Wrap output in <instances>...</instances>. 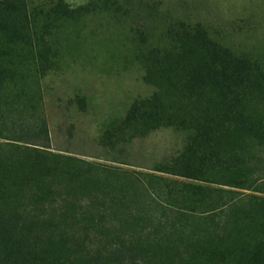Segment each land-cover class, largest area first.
I'll use <instances>...</instances> for the list:
<instances>
[{
    "label": "rangeland",
    "instance_id": "1",
    "mask_svg": "<svg viewBox=\"0 0 264 264\" xmlns=\"http://www.w3.org/2000/svg\"><path fill=\"white\" fill-rule=\"evenodd\" d=\"M5 2L0 264L6 251L18 264H264L252 258L264 230V143L254 135L264 122V0ZM180 43L192 61L157 54L161 74L203 66L218 49L247 61L224 109L255 130L231 123L218 142L236 153L237 172L182 161L191 130L146 118L158 89L145 77L148 50ZM204 98L172 90L161 105L190 118L210 106Z\"/></svg>",
    "mask_w": 264,
    "mask_h": 264
},
{
    "label": "trees",
    "instance_id": "2",
    "mask_svg": "<svg viewBox=\"0 0 264 264\" xmlns=\"http://www.w3.org/2000/svg\"><path fill=\"white\" fill-rule=\"evenodd\" d=\"M3 3H6L3 0ZM183 35L186 36L188 28L184 27L182 24ZM186 28V29H184ZM197 29V28H196ZM195 35L199 34V30ZM181 37V36H180ZM200 44L204 46L208 44L206 39L201 38ZM182 40V39H181ZM183 50L169 52L149 49L148 53L150 56H146V79L156 83L157 90L147 99V110L146 118L151 122H157L161 124L168 125H186L191 130V134L188 137V142L184 146L180 158L182 161L191 155L193 158H198L199 161L206 162L210 160V165L212 167H223L232 172H237L239 170V164L235 158L237 157L236 153L225 149L223 146H218L219 140L224 136V133H227L228 129L232 124L237 125L240 123L242 127H246L248 132L252 133L253 121L249 119L250 122L244 118L241 113H228L224 109V105H231L235 100L229 98L227 92L233 89L237 90V85L243 80L241 74L246 72L247 61H242L237 59L230 53H227L224 50L218 49L215 52L214 56H210V62L205 59L203 66L202 61L194 66H187V63H190L192 58H189L191 49L185 50L183 43H180ZM155 54V57L153 55ZM157 54H161L160 58L162 61L168 60L171 56L172 63L174 61L182 60V63L187 60L186 66L180 68L163 66V74H161V69H156L155 62ZM204 57V56H203ZM164 76V77H163ZM205 80H209V84H205ZM165 83V84H163ZM208 86V88H206ZM172 90H176L178 94L184 98H191L194 96H205V100L210 101L211 104L209 107L205 105L203 108H195L198 115L190 116V118L185 116L172 117L167 115L166 108H164L161 103L166 95ZM214 95V97H213ZM226 98V99H225ZM229 98V100H227ZM225 99V100H224ZM228 105V108L230 107ZM232 123V124H231ZM259 126L255 130V138L258 139L260 144L264 143V122L260 120L258 123ZM225 149V150H224ZM187 153V154H186ZM186 155V156H185ZM238 158V157H237ZM240 162V161H239ZM209 163V162H208ZM245 179L241 181L238 179L234 181L232 185L243 184ZM257 205L264 212V200H257ZM259 257V261H264V230L261 237L258 239L257 243L253 247L252 258ZM33 258H36L33 256ZM35 261V264H61V261L54 263L48 259L39 256ZM259 263V262H258ZM4 264H18L17 259L13 253L9 251L5 252ZM21 264H30L26 258L22 259Z\"/></svg>",
    "mask_w": 264,
    "mask_h": 264
}]
</instances>
